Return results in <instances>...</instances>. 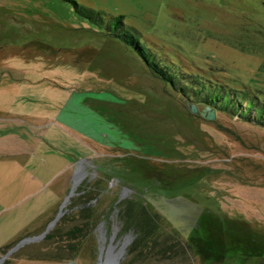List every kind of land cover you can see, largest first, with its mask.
<instances>
[{
	"label": "rangeland",
	"instance_id": "obj_1",
	"mask_svg": "<svg viewBox=\"0 0 264 264\" xmlns=\"http://www.w3.org/2000/svg\"><path fill=\"white\" fill-rule=\"evenodd\" d=\"M72 1L264 102V0ZM186 101L70 0H0V161L17 139L47 159L31 211L0 221V264H264V127Z\"/></svg>",
	"mask_w": 264,
	"mask_h": 264
},
{
	"label": "trees",
	"instance_id": "obj_2",
	"mask_svg": "<svg viewBox=\"0 0 264 264\" xmlns=\"http://www.w3.org/2000/svg\"><path fill=\"white\" fill-rule=\"evenodd\" d=\"M70 1L81 16L98 24L107 34L120 40L125 46L130 48L145 64L152 76L165 85H169L174 91L188 99L190 104L194 103L197 107L199 105L203 107L210 106L215 112L221 110L244 120H252L264 127V102H260L254 93L230 88L228 84L212 76L209 78L207 76H199L198 73H191L184 66L182 60L175 57L172 58L165 53L156 55L151 48L139 40L133 30H130L125 25L121 15L110 16L106 19L100 12L79 6L75 1ZM81 189L78 188L77 193ZM129 212L130 210H126L127 216L130 214ZM143 212V214L146 213L145 210ZM130 216L132 214L128 217ZM143 216H146L147 219L144 220L143 218L142 220L141 214V218L137 216V222L133 221L135 222L133 230L143 233L142 237L147 240V237L149 238L152 235L154 229L147 228L145 222H150L154 219V216Z\"/></svg>",
	"mask_w": 264,
	"mask_h": 264
},
{
	"label": "crops",
	"instance_id": "obj_3",
	"mask_svg": "<svg viewBox=\"0 0 264 264\" xmlns=\"http://www.w3.org/2000/svg\"><path fill=\"white\" fill-rule=\"evenodd\" d=\"M3 135L0 134V140H3ZM16 141L18 146L13 149L14 151L8 153L10 161L5 164L0 161V221L3 219L4 215L5 219L7 217L11 219L14 213L19 209L31 211L32 207L30 206L32 204V198L35 196L36 192L41 190L44 186L42 176L47 169L46 157L41 159L42 164L36 167L34 163L32 164L30 162V157H32V155L30 152H27L29 147H27L24 142L20 141V139ZM24 156L26 158H24ZM51 156L50 153L48 158V165L50 167L53 162ZM44 210L43 206H39L34 213L35 215H30V217L26 219L23 225L24 228H26V224H28L29 221H32L35 216H40ZM19 229L20 228H18L16 232H18ZM14 233L15 232H12L6 236V239L11 240L14 238Z\"/></svg>",
	"mask_w": 264,
	"mask_h": 264
},
{
	"label": "water",
	"instance_id": "obj_4",
	"mask_svg": "<svg viewBox=\"0 0 264 264\" xmlns=\"http://www.w3.org/2000/svg\"><path fill=\"white\" fill-rule=\"evenodd\" d=\"M186 107L189 109L192 113H199L202 117L208 120H212L215 117V111L210 106H204L201 110L198 109V107L192 103L190 104L188 101H186ZM73 194V188H71L68 192V194L65 196L64 200L62 201L61 205L59 206V209L54 217V219L48 224L46 229L43 231L42 235L46 234L58 221V219L63 215V211L61 210L63 204L69 199V197ZM113 264H117V260L113 261Z\"/></svg>",
	"mask_w": 264,
	"mask_h": 264
},
{
	"label": "bare ground",
	"instance_id": "obj_5",
	"mask_svg": "<svg viewBox=\"0 0 264 264\" xmlns=\"http://www.w3.org/2000/svg\"><path fill=\"white\" fill-rule=\"evenodd\" d=\"M76 183H77V182H76ZM65 203H66V202H65ZM65 203H64V204H65ZM64 204H63V205H64ZM61 209H62V208H61Z\"/></svg>",
	"mask_w": 264,
	"mask_h": 264
}]
</instances>
